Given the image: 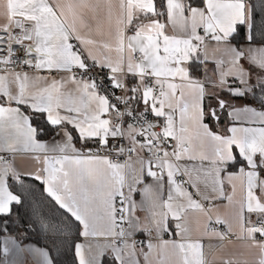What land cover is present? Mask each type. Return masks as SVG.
Listing matches in <instances>:
<instances>
[{
    "label": "snow or ice",
    "instance_id": "snow-or-ice-1",
    "mask_svg": "<svg viewBox=\"0 0 264 264\" xmlns=\"http://www.w3.org/2000/svg\"><path fill=\"white\" fill-rule=\"evenodd\" d=\"M0 20V230L26 179L67 217L28 202L49 243L8 237L0 264H55L73 228L78 264H264V0H0Z\"/></svg>",
    "mask_w": 264,
    "mask_h": 264
},
{
    "label": "trees",
    "instance_id": "trees-1",
    "mask_svg": "<svg viewBox=\"0 0 264 264\" xmlns=\"http://www.w3.org/2000/svg\"><path fill=\"white\" fill-rule=\"evenodd\" d=\"M254 4L257 3V0H252ZM258 7V4H257ZM34 123H36L34 121ZM223 123V120L222 122ZM52 136L51 132L48 135L42 136V140H47ZM25 184L28 187H31L34 194H35V201L29 197L28 202H32L34 204H38L39 209L49 217H55L56 219L53 220V223H56L59 219H64L67 221V217L61 216V210L54 209L49 198L46 197L45 194L42 193V186L38 182L31 181L30 179L25 180ZM17 189L19 186L17 185ZM28 202H26L24 208L17 209L13 206V214L10 217H4L3 219H7L10 222L8 223L6 230H0V235H12L16 237H22L24 240H32L33 242L37 243L41 247L49 242L44 239V233L39 232L37 229L30 228L28 232L24 231V225L21 224L20 220L18 219L16 213L17 211L20 212L21 215L27 210ZM2 228V225H0ZM70 237V241L64 243L59 250L52 249L50 256L54 259L55 264H78L74 257V251L70 248L69 244L71 239H76L78 241L81 240V237L76 235V229L73 228L71 233H66ZM50 246V245H49ZM105 264H110V260L108 257H105Z\"/></svg>",
    "mask_w": 264,
    "mask_h": 264
},
{
    "label": "crops",
    "instance_id": "crops-1",
    "mask_svg": "<svg viewBox=\"0 0 264 264\" xmlns=\"http://www.w3.org/2000/svg\"><path fill=\"white\" fill-rule=\"evenodd\" d=\"M3 22H4L3 20H0V23H3ZM237 103H239V102H237ZM223 123H224V121H223ZM51 138H52V136L47 140H50ZM77 146H79V144H77ZM16 163H17V166L21 169L31 167V163L29 161L18 159ZM136 199H139V196H136ZM141 216H143L142 213H141ZM8 237L15 239L16 242L19 244V246L23 249H26L30 246L41 247L40 245L33 242L32 240H24V239H22V237H16V236H12V235H0V261H2L4 258L2 249L4 246L5 239ZM137 238H142L145 241L147 240V236L143 233H138L136 235L135 239H137ZM170 238H171L170 236H167V235L165 236V239H170ZM79 242H84V238H81V240ZM205 243L207 244V241H205ZM212 255H213V250H208L209 259H211ZM8 259L10 261L14 260L15 264H37V261L39 258L37 256H35L34 254H32L31 252L23 251V252L16 254L15 256H13L12 254H9ZM140 259H141V261L143 260L142 257Z\"/></svg>",
    "mask_w": 264,
    "mask_h": 264
},
{
    "label": "built area",
    "instance_id": "built-area-1",
    "mask_svg": "<svg viewBox=\"0 0 264 264\" xmlns=\"http://www.w3.org/2000/svg\"><path fill=\"white\" fill-rule=\"evenodd\" d=\"M117 94H119V92H117ZM136 240H137V241H145V240L142 239V238H137Z\"/></svg>",
    "mask_w": 264,
    "mask_h": 264
}]
</instances>
